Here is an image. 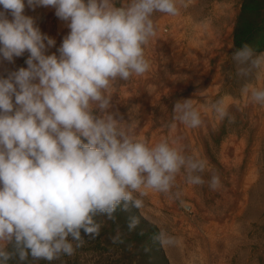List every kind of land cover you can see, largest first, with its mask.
<instances>
[{"label":"clouds","instance_id":"obj_1","mask_svg":"<svg viewBox=\"0 0 264 264\" xmlns=\"http://www.w3.org/2000/svg\"><path fill=\"white\" fill-rule=\"evenodd\" d=\"M26 7L52 8L66 23L56 53L48 54L56 41ZM182 7L185 0H0V61L27 53V67L0 75V264H65L100 235L99 217L141 209L142 197L172 192L182 172L190 185L221 187L217 172L202 175L210 171L205 158L167 138L150 146L112 110L114 84L150 71L154 15L179 16ZM231 58L239 77L264 73V52L248 44ZM241 93L264 106V88L245 83ZM211 109L220 121L233 119L222 98ZM173 113L188 128L204 125L192 98L175 101ZM138 223L131 218L129 228ZM111 239L122 243L119 232ZM156 239L178 244L163 229Z\"/></svg>","mask_w":264,"mask_h":264},{"label":"rangeland","instance_id":"obj_2","mask_svg":"<svg viewBox=\"0 0 264 264\" xmlns=\"http://www.w3.org/2000/svg\"><path fill=\"white\" fill-rule=\"evenodd\" d=\"M185 2L179 16L154 15L157 35L146 48L150 71L114 84L112 110L150 146L167 138L187 154L205 158L210 171L202 175L208 180L217 172L221 187L190 185L182 172L172 192L149 191L142 197L137 213L146 224L133 207L117 209L115 220L99 217L103 227L96 245L87 241L73 257H63L65 264L76 256L81 264H264V106L241 93L245 83L264 88V73L239 77L231 58L238 48L236 29L256 30L246 44L264 52L258 50L264 47V0ZM25 14L55 39L48 54L56 53L69 31L66 23L52 8L26 7ZM26 58L27 53L12 64L0 61V75L27 67ZM185 98H192L203 126L174 121L173 104ZM221 98L231 121L218 120L211 109ZM133 217L139 223L130 229ZM152 227L176 237L178 244L163 247ZM117 232L122 243L113 244Z\"/></svg>","mask_w":264,"mask_h":264},{"label":"trees","instance_id":"obj_3","mask_svg":"<svg viewBox=\"0 0 264 264\" xmlns=\"http://www.w3.org/2000/svg\"><path fill=\"white\" fill-rule=\"evenodd\" d=\"M256 30H251L249 33L247 32H240L238 29H236L235 33H234V36H235V41H236V45L238 46V48L242 47L244 44L248 43V39L250 38L251 39V36H253L255 33ZM258 50H264V47H259ZM135 209V216L137 218L140 219V221L143 223V224H146V222L143 220L142 216L137 213V208L133 207ZM99 219V218H98ZM154 230H155V235L153 232L151 233L152 235H155L156 237L158 236V233H156V228L152 227ZM115 233V232H114ZM99 237L100 235L95 239V240H90L91 243H94V245H96V243L98 242L99 240ZM86 240H88V237H85ZM89 242V240H88ZM157 243H158V240H157ZM43 261V260H42ZM67 264H81L80 263V260L78 259V256L74 257L73 259H67L66 260ZM9 264H17V261L16 260H11L9 261Z\"/></svg>","mask_w":264,"mask_h":264}]
</instances>
